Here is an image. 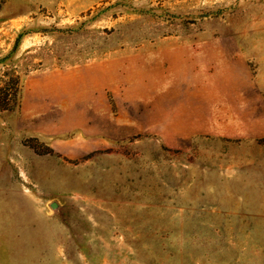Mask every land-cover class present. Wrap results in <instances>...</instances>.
Segmentation results:
<instances>
[{
	"label": "rangeland",
	"instance_id": "1",
	"mask_svg": "<svg viewBox=\"0 0 264 264\" xmlns=\"http://www.w3.org/2000/svg\"><path fill=\"white\" fill-rule=\"evenodd\" d=\"M0 264H264V0H0Z\"/></svg>",
	"mask_w": 264,
	"mask_h": 264
},
{
	"label": "water",
	"instance_id": "2",
	"mask_svg": "<svg viewBox=\"0 0 264 264\" xmlns=\"http://www.w3.org/2000/svg\"><path fill=\"white\" fill-rule=\"evenodd\" d=\"M49 208L52 211L57 212L59 210V204L56 201H52L51 203H49Z\"/></svg>",
	"mask_w": 264,
	"mask_h": 264
},
{
	"label": "crops",
	"instance_id": "3",
	"mask_svg": "<svg viewBox=\"0 0 264 264\" xmlns=\"http://www.w3.org/2000/svg\"><path fill=\"white\" fill-rule=\"evenodd\" d=\"M229 53H231V52H229ZM243 64H244V63H243ZM243 64H242V65H240V64H239V66H241V67H242V66H243Z\"/></svg>",
	"mask_w": 264,
	"mask_h": 264
}]
</instances>
